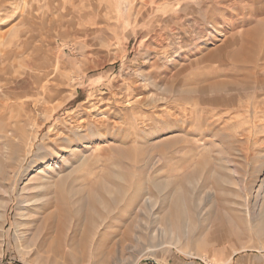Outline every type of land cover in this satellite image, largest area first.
<instances>
[{
	"label": "rangeland",
	"instance_id": "rangeland-1",
	"mask_svg": "<svg viewBox=\"0 0 264 264\" xmlns=\"http://www.w3.org/2000/svg\"><path fill=\"white\" fill-rule=\"evenodd\" d=\"M0 264H264V0H0Z\"/></svg>",
	"mask_w": 264,
	"mask_h": 264
},
{
	"label": "bare ground",
	"instance_id": "bare-ground-1",
	"mask_svg": "<svg viewBox=\"0 0 264 264\" xmlns=\"http://www.w3.org/2000/svg\"><path fill=\"white\" fill-rule=\"evenodd\" d=\"M1 36H2V34H1ZM173 83H174V81H173ZM173 83L171 85L172 88H174ZM94 127L95 128H92L91 127L92 129L89 128L90 129V132H88V130H87L88 133L85 132V133H87L85 135L84 134L82 135V133H73L72 135L68 136L67 139L63 140V142H58V140H55L54 143H53V145H54L53 147L54 148L59 147V146L68 147L69 145H70L69 147H71V145L73 143L82 141V139H86L87 140V142H84V143H90L89 141L91 139H93L94 137H98L99 139L106 137V135L104 134V132H102L100 130V127H99L98 124H95ZM85 145H87V144H85ZM76 149L77 148H73V147L69 148V150H70L69 153L70 154L75 153L76 152ZM75 154H77V153H75ZM54 167H57L56 166V163L54 164ZM85 181H86V179H84L82 177H75V178H73L71 180V185H70L68 191L66 192L67 195L70 196V197L75 196L74 198H71V200H69V209H68V212L71 214L72 220H73V223H74V225L72 227H69L66 232L63 231L64 230V227H66L65 226L66 225L65 224L66 221H64L63 219H61V216L58 215L59 213H61V211H59V213H56L54 215L50 212L49 215H48V218L51 219V221L53 220L54 217H56V222L53 223V225L55 226V228L58 229L59 236L62 237V238H64L66 240V246L69 249L67 251L69 252L70 257H72L73 259H76V257H78L77 254H76L77 253L76 252L77 251V248H79V247H83L84 248V245H85V243H86L87 240H90V242L92 244H94V242H96L98 238L103 237V239H105V237H106L105 240H107L108 242H110V241H112L111 239L113 238V236L114 235L116 236V234H117V233H114L113 231H109V233L106 231V229L109 228V226L114 225V223H115L113 221V217L109 218L110 217V214H108L106 216H104L103 214H99L101 216L102 220H104L105 218H108V221L105 224H103V225H100V224L97 225L96 222H95V220H96V218L99 215H95V213L91 209L86 210L87 208H86V206L84 204V199L82 197L83 184H85ZM66 182H67V179H62V185L64 187H65ZM102 183H99L97 189L95 188L96 191H99V190L102 191V189H105L106 188V187L103 186ZM80 184H82V185L80 186ZM155 186L157 188L158 187L160 188V186L162 187V185H158V184L155 185ZM90 193H92V192L90 191ZM119 197H120V195H118L116 197V199L119 198ZM96 198H99V197H96ZM205 198H206V200H209L211 197L209 195H207V196H205ZM93 201L95 203L96 202L99 203V200L98 199L97 200L95 199ZM139 202H140V200H139ZM148 202H149L148 199H144L142 201L141 205H139V207L136 204V207H138V210L136 211L137 216L136 217L134 216V217L130 218V221L123 226V230H121L120 232L118 231L119 236H118L117 241L124 242L127 239L126 238V233L131 228L134 227V224L133 223L136 221V219L138 217L139 211H142L146 207V205L148 204ZM113 204H114V201H113ZM108 213H110V211ZM117 214H120V212H118ZM136 214H134V215H136ZM124 216L126 218L128 217L127 214H125ZM172 220H174V219L172 218ZM70 230L72 231V232H70L71 235L68 234ZM90 242H88V243H90ZM113 243H114V241H113Z\"/></svg>",
	"mask_w": 264,
	"mask_h": 264
}]
</instances>
